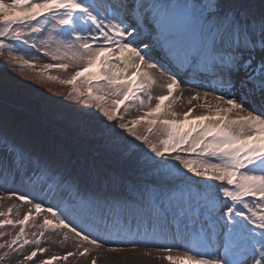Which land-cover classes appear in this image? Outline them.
Returning <instances> with one entry per match:
<instances>
[{
  "label": "snow or ice",
  "instance_id": "1",
  "mask_svg": "<svg viewBox=\"0 0 264 264\" xmlns=\"http://www.w3.org/2000/svg\"><path fill=\"white\" fill-rule=\"evenodd\" d=\"M0 65V264H264V0H0Z\"/></svg>",
  "mask_w": 264,
  "mask_h": 264
},
{
  "label": "rangeland",
  "instance_id": "2",
  "mask_svg": "<svg viewBox=\"0 0 264 264\" xmlns=\"http://www.w3.org/2000/svg\"><path fill=\"white\" fill-rule=\"evenodd\" d=\"M47 62H50V61H47V60L41 61V63H47ZM16 73H19V75L21 77L25 78L26 80L28 78H30L32 76V74H33L31 69H26L23 72H20L17 69V70L13 71L12 75H15ZM49 74L50 75H62V73L56 72L54 70L50 71ZM9 77H10V74L3 68L2 65H0V79L7 80V79H9ZM36 85L39 87V82L38 81L36 82ZM42 87L50 90L51 92H59V91H61V86L58 83H56V82L45 84ZM31 91H33L34 95H37V96L40 95V93L38 91H35V90H31ZM158 92H159V89H157V92H154L153 95H156ZM187 97H188V93L185 92L183 99L180 100V101H177V105H176V109L175 110H177V111L186 110V108H187V104H186ZM9 203L10 202L7 201V200L0 201V211L6 210L7 206L9 205ZM23 211H24V209L22 208L21 212H23ZM3 230L4 231H12L11 228H5ZM51 252H55L57 254L63 255V252L61 251V249L59 247H53L51 249V251H50V254H51ZM144 258H151V260L148 261V260H145V259L142 258V260L137 261V262H135L133 260V264H168V262H165V261L159 259L156 256L155 253L153 254V257H144ZM60 264H64V262H60ZM67 264H83V261L77 262L76 260H73L72 258H70L69 261L67 262ZM98 264H104L103 258L98 261Z\"/></svg>",
  "mask_w": 264,
  "mask_h": 264
},
{
  "label": "bare ground",
  "instance_id": "3",
  "mask_svg": "<svg viewBox=\"0 0 264 264\" xmlns=\"http://www.w3.org/2000/svg\"><path fill=\"white\" fill-rule=\"evenodd\" d=\"M142 258L145 259V260H148V261L151 260V258L139 257V258L134 259V261H135V262L140 261V260H142ZM163 261L167 262L166 260H163Z\"/></svg>",
  "mask_w": 264,
  "mask_h": 264
}]
</instances>
